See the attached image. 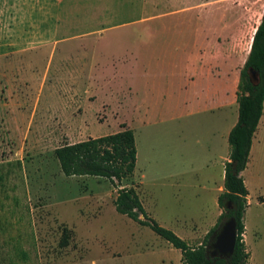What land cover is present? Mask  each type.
<instances>
[{"label":"rangeland","instance_id":"obj_1","mask_svg":"<svg viewBox=\"0 0 264 264\" xmlns=\"http://www.w3.org/2000/svg\"><path fill=\"white\" fill-rule=\"evenodd\" d=\"M263 11L264 0H0V264H181L179 250L115 211L133 178L65 177L54 150L128 122L138 169L186 173L181 188L145 181L147 217L199 246L218 218L203 191L210 114L191 113L201 86L184 88L185 58L214 44L238 81ZM176 101L183 134L165 123L146 138L144 112L156 118ZM257 128L242 173L247 264H264V110Z\"/></svg>","mask_w":264,"mask_h":264},{"label":"trees","instance_id":"obj_2","mask_svg":"<svg viewBox=\"0 0 264 264\" xmlns=\"http://www.w3.org/2000/svg\"><path fill=\"white\" fill-rule=\"evenodd\" d=\"M251 68L259 75V83L254 87L247 74ZM238 119L229 134V162L224 169V190L218 198L223 210L215 226L207 233L203 242L196 247L189 246L174 232L159 226L149 219L141 201L133 188L122 187L117 190L114 207L117 213L133 222L150 228L156 235L181 252V264H225L220 258L207 255L210 238L220 224L233 217L237 223V237L233 256L229 264H247L249 254L243 240V215L247 207L248 191L241 173L249 160L252 138L263 113L264 103V11L252 37L250 50L240 71L236 91ZM125 126H123L124 128ZM54 156L65 177L92 176L120 184L132 177L137 159L133 131H123L88 138L74 144H64L54 150ZM231 203V209L226 208Z\"/></svg>","mask_w":264,"mask_h":264},{"label":"crops","instance_id":"obj_3","mask_svg":"<svg viewBox=\"0 0 264 264\" xmlns=\"http://www.w3.org/2000/svg\"><path fill=\"white\" fill-rule=\"evenodd\" d=\"M213 45L203 49V52L196 51L188 54L185 58V67L182 76H184V78L186 79V84H185L186 86L184 87L185 89L187 87L193 88V87H197L198 85L201 86L199 90L200 92L196 94L194 102L191 105L192 106L191 113L210 114V116L207 117V120L205 122V124H207L208 126L205 136L207 138L206 149L207 152L211 155L212 159L210 164L207 166L209 172L206 177L203 191H205L208 194L209 198L211 199L212 215L216 214V218H219L221 213L219 212L218 198L223 193L224 190L225 165L230 161L229 160L230 145L228 139H229V134L232 128L237 123V119H238L237 116L235 121L232 120L233 117L231 115V111H234L235 105H238L236 101V91L239 80L233 83L232 81L235 77L233 78L231 77V72L228 71L227 73H225L224 70H221V68L217 65L216 62L218 61H222L225 63V58H224V54H221L220 58L215 59L214 57L215 55L212 50ZM178 104L180 106L182 103H177V101L174 104L171 103V107L168 110V112L166 111V109H164L159 113V115L156 118L151 116L149 108L148 110H146V112H144V116L141 117L139 123H141V125L147 129L146 138L148 139L152 138V141H155V137H158L159 134L165 132V129L158 128L157 126L159 124H165V123H176L174 130L176 131V133H179V135L183 134L184 127L181 122L184 119V116L181 114V111H179L180 109L177 108ZM263 110H264V103H263ZM191 124L193 123L191 122ZM194 124H196L197 126L199 124L201 125V120L199 119L197 123L195 122ZM125 128L132 130L134 134L135 129L132 128V126H130L128 122ZM148 128L151 129L149 130ZM193 129H195L194 125L189 128V130H193ZM256 131L254 134H256ZM117 132L120 131H116L111 134ZM102 136H106V135H102ZM254 137L255 136L253 135L250 153L252 152V149L254 147L253 144ZM91 138H97V137H91ZM134 138H135V145L137 152V159H136V166H137V162L139 158V149L137 144V138L135 135ZM153 159H154V155H149L148 153L146 154L145 160L147 161L148 165L152 163ZM136 166L133 175L131 177L135 180V183L128 188H133L135 190L141 201V204L143 206L146 215L149 212L146 210V208H144L145 207L144 197H147L143 189L146 186L145 181L149 179L150 180L149 182L147 180L148 183L151 182L156 183L161 180H164L166 177H169L170 179H173L175 180V182H177L176 185L178 188H181L182 187L181 178H183V176L186 174L181 169H176L171 171L168 174V176H160L162 175V172L154 169L155 170L154 176L153 178H150L149 175L150 173L147 170V168L143 167L142 169H138ZM196 173H198V169L197 168L192 169L190 166L191 178H193L194 176L195 177L194 179L197 181L198 177ZM215 224H213L212 226L214 227ZM209 231H207V233ZM178 234L180 236L185 235V233H182L180 229H178Z\"/></svg>","mask_w":264,"mask_h":264},{"label":"water","instance_id":"obj_4","mask_svg":"<svg viewBox=\"0 0 264 264\" xmlns=\"http://www.w3.org/2000/svg\"><path fill=\"white\" fill-rule=\"evenodd\" d=\"M250 83L256 87L259 83L258 73L249 68L247 70ZM231 203L226 204L227 209H231ZM237 237V223L235 218L229 217L225 219L216 232L210 238L209 244L207 246V255L211 258H220L226 261L225 264H229L231 260Z\"/></svg>","mask_w":264,"mask_h":264}]
</instances>
